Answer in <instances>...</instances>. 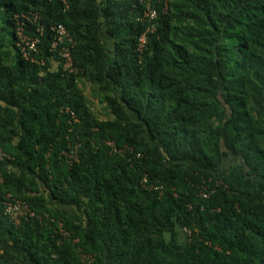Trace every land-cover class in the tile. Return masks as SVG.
<instances>
[{
	"label": "trees",
	"instance_id": "16d2710c",
	"mask_svg": "<svg viewBox=\"0 0 264 264\" xmlns=\"http://www.w3.org/2000/svg\"><path fill=\"white\" fill-rule=\"evenodd\" d=\"M143 1L0 0V264H264V0L153 1L138 50ZM27 11L44 29L26 58ZM54 23L75 74L56 65ZM8 192L35 216L11 221Z\"/></svg>",
	"mask_w": 264,
	"mask_h": 264
},
{
	"label": "built area",
	"instance_id": "2783aa9c",
	"mask_svg": "<svg viewBox=\"0 0 264 264\" xmlns=\"http://www.w3.org/2000/svg\"><path fill=\"white\" fill-rule=\"evenodd\" d=\"M153 1H156L161 4V11L166 12L168 7V1L167 0H144L143 1V9L140 12L139 19L145 22H148L145 31L140 35L139 37V43H138V50H140L144 43L146 42V33L153 31L155 28V22L158 18L159 13L154 8V4H152ZM39 19V15L36 11H27V12H21V13H15L13 14V20L15 25V37H16V45L20 48L23 55L27 58L28 52L30 51H36L37 50V43L39 40V36H31L33 33L41 35L43 32V25L37 24V21ZM27 23H34L35 27L34 30L29 31ZM49 29L52 32V42L50 44V50L55 51L58 56V62L56 65L58 68L61 69L63 73H77L81 69L75 65L72 59L71 49L74 46V39L72 38L70 32L66 28V26L63 23H54L49 25ZM64 112H68L70 114V119L73 121H77V117L74 114L73 111L69 110L68 108L63 109ZM106 145L110 148V151L113 153H122L124 151L132 152L133 148L128 145L123 146H116V144L112 140H107ZM80 142L73 143V145L68 144L66 149H64L61 154H63L67 161L72 163L74 160L77 159V151L79 149ZM5 154L0 151V158H2ZM137 156H140V153H136ZM1 181V179H0ZM142 185L146 188H156V184H146V178H143L141 181ZM220 183V182H217ZM225 186V185H224ZM213 189H208L205 186H201L200 188V195L203 198H206L209 196V193L212 192ZM2 204L4 207V213L7 215V217L13 221L14 223H19L21 219L30 218L32 216H35V213L33 210L30 209L28 203L22 199L14 197L11 193H4L2 196ZM40 217L39 215H37ZM59 232L63 235L66 234V231H64L61 228V223H59ZM184 232L187 236L190 235V230L184 229ZM82 263L87 264L86 255H82Z\"/></svg>",
	"mask_w": 264,
	"mask_h": 264
},
{
	"label": "rangeland",
	"instance_id": "374dc122",
	"mask_svg": "<svg viewBox=\"0 0 264 264\" xmlns=\"http://www.w3.org/2000/svg\"><path fill=\"white\" fill-rule=\"evenodd\" d=\"M80 85L84 86V92L86 94V96L89 98L90 103H91V108L93 110V112L101 117H107L108 116V111L105 108L104 104L102 103H98L97 101V94L96 91H93L91 88V85H89L88 82H86L84 79H81L79 81ZM98 93V92H97ZM181 237H183V234L181 233Z\"/></svg>",
	"mask_w": 264,
	"mask_h": 264
},
{
	"label": "crops",
	"instance_id": "0c3cea01",
	"mask_svg": "<svg viewBox=\"0 0 264 264\" xmlns=\"http://www.w3.org/2000/svg\"><path fill=\"white\" fill-rule=\"evenodd\" d=\"M229 177L234 181L236 182V184H241V178H240V175H239V169H238V166H233L230 171H229Z\"/></svg>",
	"mask_w": 264,
	"mask_h": 264
}]
</instances>
